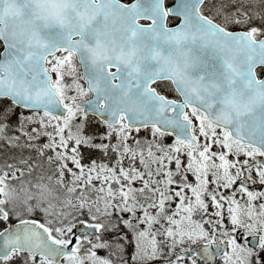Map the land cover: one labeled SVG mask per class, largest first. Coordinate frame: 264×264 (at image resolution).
Masks as SVG:
<instances>
[{"label": "snow or ice", "instance_id": "6c2138e0", "mask_svg": "<svg viewBox=\"0 0 264 264\" xmlns=\"http://www.w3.org/2000/svg\"><path fill=\"white\" fill-rule=\"evenodd\" d=\"M0 141V264H264V0H0Z\"/></svg>", "mask_w": 264, "mask_h": 264}, {"label": "rangeland", "instance_id": "374dc122", "mask_svg": "<svg viewBox=\"0 0 264 264\" xmlns=\"http://www.w3.org/2000/svg\"><path fill=\"white\" fill-rule=\"evenodd\" d=\"M19 134H20L19 131H13V134L10 133V135H19ZM23 142L24 141L22 139L21 143H23ZM46 142H47V137H41L40 140L38 141L39 144H43V143H46ZM8 149H9V146L6 143V149L3 150L2 153H0V165H3L5 162H7V163H16L21 158L29 157L30 152H34V154L36 155L35 151H33L31 149L16 148V147L11 146L12 151L9 152V155L11 156V158L9 157V158L6 159V157H8V154L6 153V150L8 151ZM125 164L127 165V161L125 162ZM240 204H242V203H240ZM212 210L213 209L210 207L209 211L211 212ZM224 211H225V216H227L226 207H225ZM125 215H127V214H125ZM194 218L195 219H200L201 217H200L199 214H197ZM227 223H228V221L225 220V224H227ZM206 227H210V226L206 225ZM124 244H125L126 247H125L124 252L122 253L123 261H127V264H132L130 256H131V254H134V251H135V249H134V241H133V246L131 248L127 247L128 240H125ZM192 245L193 244H191V243H189L187 241L183 245L178 244L176 246V249H175V254H177L180 251H183L184 249L189 248ZM165 253L167 254V249H165ZM97 255L100 256V257H107L109 255V251L107 249H99V250H97ZM181 257H182V260L179 261V262L174 261V264H191V258H186L185 256H181ZM173 259H174V257H173ZM116 264H122V261L121 260H117ZM151 264H166V261L165 260H156V261L151 262ZM217 264H220V259H218Z\"/></svg>", "mask_w": 264, "mask_h": 264}, {"label": "flooded vegetation", "instance_id": "af4514ba", "mask_svg": "<svg viewBox=\"0 0 264 264\" xmlns=\"http://www.w3.org/2000/svg\"><path fill=\"white\" fill-rule=\"evenodd\" d=\"M241 159H243V157H241ZM253 178L255 179V183L254 184H249L248 187L251 191H254V192H264V184H261L259 182V178L254 174ZM235 187L234 186V189H228V190H222L227 196H231L233 191L235 190ZM236 196H237V199L239 200L240 203L244 204V199H241L240 198V194L239 193H236ZM261 202H264V200H260V201H257V202H254V203H261ZM241 204V205H242ZM247 239L249 241H251V243L253 245L256 244V240L252 237H247Z\"/></svg>", "mask_w": 264, "mask_h": 264}, {"label": "trees", "instance_id": "16d2710c", "mask_svg": "<svg viewBox=\"0 0 264 264\" xmlns=\"http://www.w3.org/2000/svg\"><path fill=\"white\" fill-rule=\"evenodd\" d=\"M15 127V123L13 125ZM103 129L96 123V120L93 119L92 122L90 124H88L86 126V132L87 134H92V133H97V132H100L102 131ZM138 136H140V139L142 137H144V139H149V132L147 130H143V132H141ZM5 141H0V150H5L6 147H5ZM12 149L10 148L9 152H11ZM9 152L7 153L8 154V158L11 156L9 155ZM99 156V154H97V157ZM95 158V157H94Z\"/></svg>", "mask_w": 264, "mask_h": 264}, {"label": "water", "instance_id": "95a60500", "mask_svg": "<svg viewBox=\"0 0 264 264\" xmlns=\"http://www.w3.org/2000/svg\"><path fill=\"white\" fill-rule=\"evenodd\" d=\"M202 247H203V245L195 246V247L189 249L188 251H186V253H187V254H192L193 251H195V252H197V253H201V252H202ZM215 247H216L215 245L212 246V250H213V251H215ZM217 257H218V256H217ZM216 259H217V258H216ZM215 262H216V260H215Z\"/></svg>", "mask_w": 264, "mask_h": 264}]
</instances>
